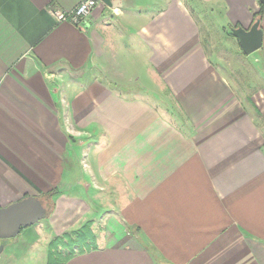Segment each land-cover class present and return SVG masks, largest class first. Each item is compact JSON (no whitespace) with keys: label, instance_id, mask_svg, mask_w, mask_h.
<instances>
[{"label":"crops","instance_id":"0c3cea01","mask_svg":"<svg viewBox=\"0 0 264 264\" xmlns=\"http://www.w3.org/2000/svg\"><path fill=\"white\" fill-rule=\"evenodd\" d=\"M80 1L0 0V208L56 189L48 247L109 207L65 264H264V90L237 92L200 21L249 29L259 0H96L80 25L55 20Z\"/></svg>","mask_w":264,"mask_h":264},{"label":"rangeland","instance_id":"374dc122","mask_svg":"<svg viewBox=\"0 0 264 264\" xmlns=\"http://www.w3.org/2000/svg\"><path fill=\"white\" fill-rule=\"evenodd\" d=\"M200 21H202V36L207 52L210 58L214 60L220 72L229 80L230 84L245 99H250L262 92L264 90V63L258 59V57L261 58L263 56L261 48L253 54L245 56L241 52L237 40L231 34L232 26L223 25L218 21L216 16L202 15ZM136 91V89H131L124 93L132 94ZM144 95L153 100L169 118H177L172 100L167 93H165L164 97L156 94L153 96L152 91L144 93ZM117 187L119 188L118 192L109 191L102 193L104 194L103 199L110 201L111 205H114V208L116 205L113 201L116 198H120V196L124 197L126 195L122 191L120 184ZM94 195L95 193L92 192L89 199L95 200L98 198V196ZM99 206L97 208L92 207L87 212H85V209H82L81 212L83 213L79 215L82 217V220L70 230L64 231L56 237H60L65 233L73 234L88 224L95 238L97 230L101 227L99 224L103 222H101L102 217L109 215V213H106L109 207ZM110 209H113V207ZM110 211L113 212L112 210ZM78 217L77 215L74 217L76 221ZM44 223L45 219L37 222L31 228V230L35 231L36 235L34 242L29 247H12L11 245L15 241L13 238L1 240L0 243L4 251L0 257V264H46L47 243L45 239L48 233L43 228ZM76 248V246L73 247V250L76 251Z\"/></svg>","mask_w":264,"mask_h":264},{"label":"water","instance_id":"95a60500","mask_svg":"<svg viewBox=\"0 0 264 264\" xmlns=\"http://www.w3.org/2000/svg\"><path fill=\"white\" fill-rule=\"evenodd\" d=\"M101 1L112 7L111 0ZM259 2L264 5V0ZM231 34L245 56L253 54L262 47L263 31L260 20H255L249 29L234 27L231 29ZM47 217H49L47 209L42 200L37 197H26L0 208V240L15 238L21 229L30 227ZM2 250L3 246L0 245V254Z\"/></svg>","mask_w":264,"mask_h":264},{"label":"trees","instance_id":"16d2710c","mask_svg":"<svg viewBox=\"0 0 264 264\" xmlns=\"http://www.w3.org/2000/svg\"><path fill=\"white\" fill-rule=\"evenodd\" d=\"M263 13L264 5L260 4L259 11L253 14V22L261 20ZM58 194V191L55 189L40 197L49 216L52 214L55 206L53 198ZM75 246L77 247L76 251L73 250ZM96 246V240L91 233L90 226L86 224L73 234L65 233L60 237L53 238L47 247L46 264H65L74 255L95 249Z\"/></svg>","mask_w":264,"mask_h":264},{"label":"built area","instance_id":"2783aa9c","mask_svg":"<svg viewBox=\"0 0 264 264\" xmlns=\"http://www.w3.org/2000/svg\"><path fill=\"white\" fill-rule=\"evenodd\" d=\"M96 0H81L73 9L69 11H52V14L57 22H69L73 25H80L90 15L91 10L95 5Z\"/></svg>","mask_w":264,"mask_h":264}]
</instances>
